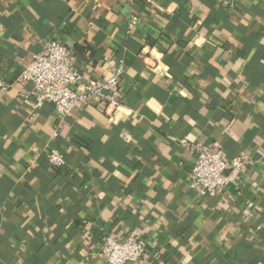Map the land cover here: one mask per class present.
Returning a JSON list of instances; mask_svg holds the SVG:
<instances>
[{
  "label": "crops",
  "instance_id": "1",
  "mask_svg": "<svg viewBox=\"0 0 264 264\" xmlns=\"http://www.w3.org/2000/svg\"><path fill=\"white\" fill-rule=\"evenodd\" d=\"M49 38L86 75L123 62L113 115L21 96ZM195 145L247 164L202 195ZM131 232L135 264H264V0H0V264H106Z\"/></svg>",
  "mask_w": 264,
  "mask_h": 264
},
{
  "label": "built area",
  "instance_id": "2",
  "mask_svg": "<svg viewBox=\"0 0 264 264\" xmlns=\"http://www.w3.org/2000/svg\"><path fill=\"white\" fill-rule=\"evenodd\" d=\"M67 2L68 0H61ZM138 22L131 16L130 24ZM76 55L72 47L55 39L40 42L39 52L32 55L13 85L20 86L24 99L34 100L36 105L49 103L60 117L80 109L92 99H97L105 114L113 115L121 106L123 93L119 88L123 62L108 67V76L83 74L73 65ZM194 162L189 177L192 186L202 195H213L226 186L233 172H241L247 164L241 155L226 157L212 147L195 145ZM46 162L55 168L65 164L63 155L54 148L44 152ZM98 254L106 264H135L146 251V244L138 232H131L124 239L109 234L97 242Z\"/></svg>",
  "mask_w": 264,
  "mask_h": 264
}]
</instances>
